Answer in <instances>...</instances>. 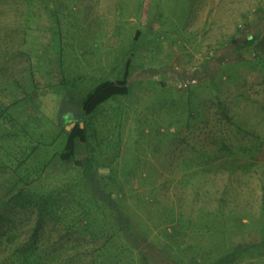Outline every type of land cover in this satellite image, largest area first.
<instances>
[{
  "label": "rangeland",
  "instance_id": "374dc122",
  "mask_svg": "<svg viewBox=\"0 0 264 264\" xmlns=\"http://www.w3.org/2000/svg\"><path fill=\"white\" fill-rule=\"evenodd\" d=\"M129 61L131 93L93 117L88 155L138 226L137 247L155 264H264V0H0V101L21 100L11 110L34 141L0 138V197L23 188L13 169L40 142L21 177L80 201L90 183L57 154L85 121L83 100ZM191 75L196 87L175 88ZM86 154L80 145L77 160ZM171 215L190 223L174 230ZM103 242L78 234L69 245L94 257ZM11 252L0 246V260ZM124 260L141 264L135 251Z\"/></svg>",
  "mask_w": 264,
  "mask_h": 264
},
{
  "label": "trees",
  "instance_id": "16d2710c",
  "mask_svg": "<svg viewBox=\"0 0 264 264\" xmlns=\"http://www.w3.org/2000/svg\"><path fill=\"white\" fill-rule=\"evenodd\" d=\"M238 28V32H243L240 26ZM137 33L139 36L141 35L140 30H137ZM254 40L247 39L243 45L249 47L255 42ZM130 65L129 61L122 79L103 82L83 100L82 114L85 116V121L83 124L76 123L70 131L66 130L68 138L65 142V151L57 154L63 162L74 160L76 168H82L84 177L90 183L88 189L80 187L79 194L76 196L80 199L79 202L68 203L67 194L65 195L67 190L65 189H57L59 194L56 195L38 194L30 189L36 180L28 182L21 177L18 167L23 161L25 162L35 155L40 147V142H36L32 149L29 146V152L23 154L21 163L13 169L14 186L21 185L23 188L12 196H9L12 194V190L9 191L8 198L0 197V246H10L12 249L9 256L0 260V264H124V259L132 251L138 252L141 264H155L150 261V254L137 247L138 226L136 223L134 224L135 221L133 222L127 212L128 209L124 205L116 203V200L119 199L118 193L111 191L106 195L100 188L96 176L107 177L110 174L102 173L101 167L95 168L94 159L88 155L92 150L89 146L90 143L99 135L93 117L101 111L104 104L120 97H128L131 93ZM31 74V79L34 80V75ZM28 98L31 97L28 95ZM20 102L21 100L15 101L13 105L5 106L0 101V129L2 130L0 138L3 137L5 140L7 137L15 136L18 137L16 139H27V142L30 143L29 139H33L30 132L31 126L27 127L19 122L11 110ZM70 119L69 117L68 121ZM5 124L11 127V131L5 130ZM31 142L34 143L32 140ZM80 145L86 147L87 153L81 161L76 158ZM7 155L10 156V154ZM169 222L174 223V230H181L183 226L190 223V220L181 218L175 220L171 215ZM23 224L29 225L27 236L20 232ZM55 232L58 233L57 238L53 236ZM85 233L91 239L100 237L104 241L94 257L91 253H72L70 241L76 235H86ZM116 236L122 237L127 243L120 248L116 247L113 242ZM164 247L161 249L165 252ZM149 252L154 253L153 251ZM160 254L164 258L165 254L161 251ZM166 256L169 255L166 254ZM222 261L223 259L220 262ZM175 262L185 264V261L179 259H176Z\"/></svg>",
  "mask_w": 264,
  "mask_h": 264
},
{
  "label": "built area",
  "instance_id": "2783aa9c",
  "mask_svg": "<svg viewBox=\"0 0 264 264\" xmlns=\"http://www.w3.org/2000/svg\"><path fill=\"white\" fill-rule=\"evenodd\" d=\"M193 72H195V69H192ZM199 84V79L195 75L188 76L186 78H183L175 84V88L179 91H185L189 90L192 87L196 86Z\"/></svg>",
  "mask_w": 264,
  "mask_h": 264
},
{
  "label": "clouds",
  "instance_id": "9594fccd",
  "mask_svg": "<svg viewBox=\"0 0 264 264\" xmlns=\"http://www.w3.org/2000/svg\"><path fill=\"white\" fill-rule=\"evenodd\" d=\"M197 86V85H196ZM196 86H194V87H196ZM194 87H192L191 89H193ZM190 90V89H189ZM185 91H187V90H185Z\"/></svg>",
  "mask_w": 264,
  "mask_h": 264
}]
</instances>
